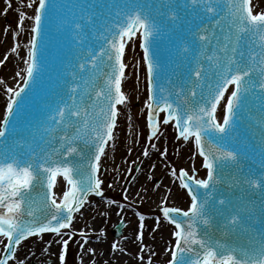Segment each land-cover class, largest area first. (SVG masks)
Returning a JSON list of instances; mask_svg holds the SVG:
<instances>
[{"label": "snow or ice", "instance_id": "snow-or-ice-1", "mask_svg": "<svg viewBox=\"0 0 264 264\" xmlns=\"http://www.w3.org/2000/svg\"><path fill=\"white\" fill-rule=\"evenodd\" d=\"M5 4L6 15L12 0ZM254 7L252 0H28L32 14L19 13L16 35L30 20V39L12 48L19 54L27 47L24 75L16 72L23 83L6 87L0 121V264H35L34 252L18 256L29 240L42 256H55L53 264H76V255L80 264L85 255L98 264L102 254L86 246L90 234L98 231L100 240L106 231L89 229L87 217L98 209L104 216L113 205L120 215L132 206L127 188V203L106 199L104 176L121 133L131 134L137 105L159 157L167 161L168 147L155 142L169 126L179 145L191 146L189 167L165 163L172 183L190 198L188 208L169 206L167 188L154 227L135 213L138 264H155L146 232L165 221L174 237L165 248L167 264H264V10ZM53 33L65 51L52 98L39 116L21 122L24 94L46 66L41 49ZM137 46L142 57L130 63L127 53ZM142 155L150 157L149 147ZM58 178L62 195L54 191ZM149 191L142 187L136 196L142 202ZM122 255L131 254L113 241L104 264Z\"/></svg>", "mask_w": 264, "mask_h": 264}, {"label": "bare ground", "instance_id": "bare-ground-1", "mask_svg": "<svg viewBox=\"0 0 264 264\" xmlns=\"http://www.w3.org/2000/svg\"><path fill=\"white\" fill-rule=\"evenodd\" d=\"M18 2V3H17ZM28 0H12V8H10L5 15L3 13V9L7 6L5 4V0H0V59H3L5 55L8 56V59L5 61L3 65H0V121L3 120L5 110H6V100H7V94H6V87H13L16 88L17 84H22L23 80L21 77L16 76V72H21V76L24 75L23 69L25 68V64L23 63L22 58H27V47H21L18 50V53H13L12 48L16 43H20L21 45H27L28 40L30 39V25L31 21L26 20L25 21V29L26 31L20 32L19 36L16 35L17 29V21H18V15L20 12H28L29 15L32 14V9H24L20 7L21 5L24 6ZM21 5H20V4ZM254 7V11H261L264 10V0H252ZM5 21H9L8 25H5ZM8 29V31H5V29ZM142 49L139 47H136L135 50H129L127 53V57L130 63H135L136 60H140L142 57ZM133 57H135V60H133ZM141 80L144 78V69L141 68L140 70ZM133 83L132 80L128 81V86L130 87V83ZM131 83V84H132ZM171 127V126H170ZM133 130L131 131V134L128 135L127 139H124V133H121V144L118 146L117 151L115 154L111 157V154L109 156V161L106 163L108 166L110 163V166L114 168V172L116 176L114 177V188L121 183L122 178L124 175H122L123 170L121 169V162L125 159V156L127 154V149L131 147V149L134 148V143L132 141L134 140ZM173 132V130H172ZM174 133V132H173ZM175 134V133H174ZM175 136V135H174ZM165 138L161 141L157 142V147H161V144L165 146V144L168 141L167 135L165 134ZM141 140L137 143L136 146V161L137 163L142 167L141 168V174L136 178V180L128 186L129 191V200L135 199L136 201H140L141 198L136 196L137 192L142 191V187H147L150 189L148 194L143 197L144 202H146L147 205L153 207L154 209H158V206L160 205L161 200L165 196V192L167 188L172 189V193L174 190H176L174 183H172L171 175L167 171L165 167V163L167 161H170L171 158L168 156L167 161H165V158L159 157L158 153L155 152L154 149H151L149 146V151L151 153L150 157H144L142 155L144 145H142ZM133 145V146H132ZM183 146V145H182ZM175 148L174 142L171 143L169 146V155L172 154V151ZM185 148H190L191 146H185ZM200 162V158H198V163ZM156 164L155 169H152L150 166L152 164ZM201 171H204L203 169H200ZM151 176L152 179L149 180L148 176ZM167 175V176H165ZM204 176V175H203ZM171 177V178H170ZM156 178L160 180L159 184L161 187L157 190H151L154 188V185L151 183L152 180ZM176 185V184H175ZM104 185V189H105ZM178 190V186H177ZM176 190V191H177ZM106 191V190H105ZM172 199L170 201L171 206L180 207L182 209H187L188 205L185 207L182 203H180L176 197V195L172 194ZM95 202L99 203V198H92ZM106 208L105 206H103ZM108 208V207H107ZM110 213H107L104 216L99 215V209L96 212H92L88 215L87 219H90V227L89 229H100V222L103 219H107L109 216L115 217L117 215V210L111 209L109 211ZM95 217V219H93ZM146 224L148 226L151 225V221L149 220V217H146ZM128 226L131 228H134L129 234L128 241L125 243L126 248L128 251L135 250L136 253H138L137 245L133 241V234L134 230L137 227V220H133L131 216L128 218ZM136 225V226H135ZM151 227H154L153 225ZM123 228V227H122ZM86 231L88 229H85ZM166 226H161L155 233L148 234L146 232V243H148L152 249L158 254H161L160 252L163 249V241L166 237ZM114 232H118V235H124V230H118V228L115 227ZM98 234L99 232H95ZM114 234V233H113ZM155 239L152 237L155 236ZM47 238V236L45 237ZM120 238V237H119ZM110 242H108L106 239L102 238L100 240H97V237L90 236V243L86 247H94L98 253H102L101 259L98 261V264H104V261L108 257V249H109ZM32 248V249H31ZM55 251V249H53ZM34 252L37 254L40 253L39 249L34 246L31 243V240L24 242V245L19 249L18 254H26ZM35 255V256H36ZM156 255V256H157ZM34 257H31V259ZM127 259V257H126ZM138 260V258H137ZM89 261V257L87 255L84 256V263L86 264ZM119 262H122V264H138L136 261L130 260H124V256H121L120 259H116L115 256H113L111 264H119ZM27 264V262H26ZM146 264V260L144 262Z\"/></svg>", "mask_w": 264, "mask_h": 264}, {"label": "rangeland", "instance_id": "rangeland-1", "mask_svg": "<svg viewBox=\"0 0 264 264\" xmlns=\"http://www.w3.org/2000/svg\"><path fill=\"white\" fill-rule=\"evenodd\" d=\"M20 7L27 9L26 5H24V6L21 5ZM8 23H9V21H5V25H8ZM131 83H130V87H132V85H133V83L132 84ZM141 87H143V85H141ZM130 114L133 116V121H134V127L132 129L133 130L132 134H133L134 140L132 141V143H134V142L135 143L133 144L134 148L132 149V151L130 153L127 151L125 159L121 162V169L123 170L122 175H124V177L122 178L121 183H119V185L117 187L114 188V177L116 176V174L114 172L115 171L114 168L112 166H110V163L108 166L105 167L107 169V171L105 172V176H104L105 186H106L105 187L106 199H114L117 201V204L127 203L126 201L123 200V190L125 188H128V186L131 185L136 180V178L139 176V174H141L140 172H141L142 167L136 161L137 155H136V150H135L136 146L135 145H137L139 140H141L140 143L142 145H144L145 147L146 146L150 147V145H148L147 138H146L147 137L146 130L143 127V123H144L143 118L140 116V105H137L136 108L132 109ZM166 135H167L168 141L165 144V146L168 147V149H169V146L171 145L172 142H174V144H175V148L172 151V154L168 155L171 158V160H170L171 163L177 168L189 167L190 166V157H191L190 148H185V146L179 145L178 142L175 141V139H174L175 134L172 132V128L170 126L167 128ZM164 138L165 137H163L162 139H164ZM157 142H159V141H156L155 143L157 144ZM176 147H179L178 153L175 150ZM112 156L113 155L111 154V157ZM133 162H135V163H133ZM195 163L197 165V168L199 169V163L200 162L198 163V158L196 159ZM129 168L133 169V171L131 173H129L127 171ZM136 169H139V171H137ZM167 171H168V169H167ZM198 174L200 177H203V175L205 174V171H201L199 169ZM165 176H167V175H165ZM133 177H135V179H133ZM171 179H173V178H171ZM159 182H160V180L154 178L151 183L153 185H155V184H159ZM109 183H111L113 185L112 188L107 187V185ZM174 186L177 190V184L176 185L174 184ZM176 190H174L172 194L176 195L178 201L186 207L190 201L189 197L187 196L186 192L184 190L180 189L179 187H178V190L177 191ZM171 197H172V195H170V197H169V206H171L170 205V201L172 199ZM130 201L133 202L132 206L130 208H126L124 211H122L120 213V215H116L115 217L109 216L107 219H103L100 222V228H104L106 231V236L104 237V239H106L108 242H110V244L113 241H120L123 245H125V243L128 241V240H121V238L116 239L113 236V231H114L115 227L117 225H119L122 220H124L126 222V225H127L126 228L124 229V235L123 236H126L129 238V234L132 233L131 231L134 229V228H131L130 226H128L129 225L128 224V222H129L128 218L130 216H131V218H133V220L136 221L138 219V217L135 215V213L142 212L143 214H145L146 217L150 218L149 220L151 221V225H150V227H151L152 225L154 226V217L160 215V212L158 209H154L153 207L147 205L146 202H144V201H142V202H141V200L136 201L135 199H130ZM104 206L106 208L109 207L107 204H105ZM111 209L117 210L115 205L111 206ZM107 213H110V212L108 211ZM84 223H85V221L82 219V220H80L79 224H77L76 226L78 228L83 227ZM87 224H88V227H90L89 226L90 225V219H87ZM163 224H164V226H166V229H167L166 232L167 233H166L165 240L163 241L164 243H163V249H161L162 251L160 252L161 254H158L154 258L155 264H167V260L170 259V255H169V253H167L165 251V248L169 244L174 243V237H172V235H171L172 230H173V226L168 224L166 221L162 223V226H163ZM148 234H152V232L148 231ZM99 235H100V233L90 234V236H92V237H97ZM154 237H156V235ZM77 239H79V237H77ZM72 250L74 253H77L78 249H77L76 244H72ZM128 253H130L131 255H122V256H124V260H127V261L133 260V261H136L138 263V260H137L138 256H137L136 251L132 250V251H128ZM18 256L20 258H24L25 254L19 253ZM31 257L32 256H29V261L34 260L35 264H53V262L56 260L55 256H52L51 259L49 260V259H47L46 256H42L40 253L37 254L32 259H31ZM126 257H127V259H126ZM100 259H101V255L96 257L97 262ZM76 264H80V255H76ZM86 264H91V261L89 260ZM119 264H122V262H119Z\"/></svg>", "mask_w": 264, "mask_h": 264}, {"label": "water", "instance_id": "water-1", "mask_svg": "<svg viewBox=\"0 0 264 264\" xmlns=\"http://www.w3.org/2000/svg\"><path fill=\"white\" fill-rule=\"evenodd\" d=\"M56 51L59 52V53H61L62 55L64 54L65 46H64L62 40L59 41V43H58V47L56 48ZM44 69H45V68H44ZM44 69H43V71H44ZM59 70H60V68L57 70L56 75H57V73L59 72ZM43 71H42V72H43ZM42 72H41V73H42ZM41 73H40V74H41ZM53 90H54V85L52 86V91H53ZM34 98H35L36 100H40V99H42V98H46L47 100H50L49 97H47L46 94H44V95L42 96V94H41L40 91H36V92L34 93ZM41 103H43V102L41 101ZM25 105H27L26 102L23 103V106H25ZM24 112H26V111H24ZM221 116H222V111H218V118H220ZM62 190H63V181H62L61 179L58 178V184H57L56 188H54V191H56L57 193H59V194L62 195ZM185 210H186V209H185ZM119 230H121V228H119Z\"/></svg>", "mask_w": 264, "mask_h": 264}]
</instances>
